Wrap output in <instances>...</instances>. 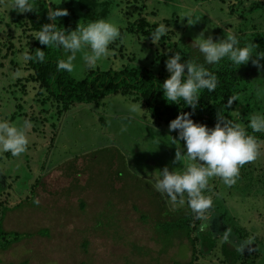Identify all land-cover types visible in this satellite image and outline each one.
Instances as JSON below:
<instances>
[{"label":"rangeland","instance_id":"obj_1","mask_svg":"<svg viewBox=\"0 0 264 264\" xmlns=\"http://www.w3.org/2000/svg\"><path fill=\"white\" fill-rule=\"evenodd\" d=\"M49 1L51 7L68 8L69 0L59 4L58 0ZM0 7L6 8L4 3ZM73 7L77 17L69 30L81 21L100 18H111L120 28L121 38L109 45L110 54L91 69L117 70L135 64L151 67L155 72L165 66L174 49L182 53V61L191 56L203 62L197 49L190 45L202 30L214 40L224 35V29L234 31L241 43L252 41L257 45L256 51H264V15L258 11L264 9V0H73ZM251 9L254 13L250 14ZM189 10L200 16L192 25L187 23V17H182ZM12 15L18 18L20 13L14 10ZM140 15L155 28L161 23L168 26L158 44L141 33L127 31L129 22ZM66 17H59L57 23ZM249 19L251 27L256 24L257 28L240 31L250 27ZM11 23V19L0 15V118L13 124L27 119L32 127L24 153L19 157L0 153V204L13 208L4 214L1 226L6 231H18L21 237L24 232H31L32 236L0 250V264H171V258L182 263L193 259V264H229L219 250L210 254L198 252L196 227L203 220L217 224L219 230L227 229L221 231L223 235L218 233V247L226 239L243 249L236 264H264V140L258 139L259 153L254 161L240 168L236 183L225 186L219 178L209 181L205 194L213 200L210 210L201 219H196L191 211L195 255L185 239L184 247L173 245L162 253V245L150 226L140 220V213L153 211L145 183L154 189L159 170L165 166L169 171L181 170L183 160L181 164L173 163L178 146L169 142V135L176 138L177 131L169 133L168 124L155 122L139 102L121 94L105 97L99 107L75 103L56 115L53 104L42 106L36 100L32 83L27 82V93H22L19 83L30 77L23 61L26 40ZM8 39L15 54L10 53ZM61 55L65 57L62 49ZM82 55L76 54L70 73L77 80L88 69ZM222 66L239 77L236 95L233 94L245 118L264 113V98L258 99L255 94V88L264 85V69L258 71L251 60L235 69L227 61L215 67L206 65L210 71ZM163 71L167 72L166 68ZM16 102L22 104L26 117L17 115L11 120ZM132 104L137 106L136 113L129 111ZM183 145L180 139L181 151ZM247 171L253 172L249 177L256 182L253 186L249 182L250 187L241 180H248ZM160 197L168 210L189 208L186 195L175 199L163 194ZM34 198L39 200L38 205L33 204ZM108 203L114 223L94 228L95 219L110 211L106 209ZM100 217L103 223L107 221L104 214ZM13 237L0 235V245ZM134 246H141L147 255L143 250L137 252Z\"/></svg>","mask_w":264,"mask_h":264},{"label":"clouds","instance_id":"obj_2","mask_svg":"<svg viewBox=\"0 0 264 264\" xmlns=\"http://www.w3.org/2000/svg\"><path fill=\"white\" fill-rule=\"evenodd\" d=\"M4 3L7 13L14 9L17 13L37 10L31 0H0ZM61 0H58L59 4ZM67 9L59 7L47 8L49 22L42 24L32 34L41 45L55 46L63 50L65 57L56 62L57 71L71 73L73 61L78 52H82V60L86 68H94L97 62L110 54L109 45L121 38L119 25L111 18L92 19L86 23H77L74 30H66L57 26L58 18L66 16ZM182 17H187V23L192 25L200 16L191 10ZM167 25L161 23L150 34L152 43L158 44L161 37L168 32ZM203 58V62L189 56L181 60L182 53L174 52L165 60V68L169 75L160 83L163 97L168 102L190 106L194 111L197 107L200 92L207 90L213 92L217 87V76L206 65L217 66L221 61H227L231 69L251 63L258 71L264 69V51H256L255 43H241L239 35L234 31L224 29V35L215 40L211 34L205 36L202 30L191 42ZM45 47V48H46ZM182 48V47H181ZM183 49V48H182ZM40 62L45 60V53L41 48H35L33 54L25 52L23 61ZM258 99L264 98V85L255 88ZM236 97L230 95L225 107L230 106ZM129 111L136 113L137 106L132 104ZM32 124L25 119L19 124H13L7 119L0 118V153H10L19 157L26 151L29 143L28 131ZM247 127L252 133H264V113L252 114ZM177 131V137H170V143L176 144L177 151L173 163L183 160L180 171L173 168L169 171L167 166L159 170L155 180L154 189L168 197L186 195L187 205L195 214L196 219L205 217L210 210L213 200L205 194L209 181L213 178L225 186H231L239 176L240 168L246 163L254 161L259 153L260 145L255 135L249 134L241 124L225 119L217 111V121L213 127L191 119L189 112L178 114L168 123V131ZM184 141L183 151L179 148V140ZM159 141L157 142L158 145ZM33 204L38 205L39 200L34 198ZM204 225L201 224V229ZM242 251L243 249H238Z\"/></svg>","mask_w":264,"mask_h":264},{"label":"trees","instance_id":"obj_3","mask_svg":"<svg viewBox=\"0 0 264 264\" xmlns=\"http://www.w3.org/2000/svg\"><path fill=\"white\" fill-rule=\"evenodd\" d=\"M31 2L34 4L37 10L20 13L19 17L16 18L12 15V12H14L13 9H10L7 13L6 8L0 7V15L3 18L7 17V19H11V24L20 30V33L23 35H21V37L26 40L25 46L27 48L25 52L33 54L35 48H41V50L44 51L45 60L43 63L33 62L31 60L24 62L25 69L29 71L30 77L24 78L25 82L22 80V82L19 83L21 84L19 87L22 93H27L26 83H32L36 93L34 95L31 94V97L32 95L36 97L38 102L41 104L43 103L42 106H45V103L53 104L56 115L68 110L69 107L75 103L92 104L95 107H99L103 104L102 100L105 97L112 94H121L123 96L130 97L135 102H139L146 109L151 118L158 123L162 122L168 124L170 120L174 119L178 114L189 112L191 114V119L194 122L202 123L207 127H213L217 121L218 111L224 115L225 119L241 124V126L246 128L249 134L255 135L257 140H264V133H252L251 129L247 127L248 119L245 118L241 106L239 107L237 104H235V100H233L230 106L225 107L229 96H234V92L236 95L235 87L237 81L239 80V77L237 78L235 72L226 66L211 70L214 71L217 76V87L213 92H208L207 90H202L200 92L197 107L194 111L190 106L183 105L182 100L179 101V104H177L168 102L163 97L162 90L159 89L160 83L162 84L164 79L169 75L168 72L163 71L165 68L163 65L161 68H157L159 70L155 72L151 67H144L141 65L136 66L135 64L124 65L122 68L117 70H99L88 68L84 77L78 80L74 79L68 72L63 70L57 71L56 62L58 59H63L61 55V49L55 46L46 47L41 45L38 40L32 37V34L35 33V31H37L42 24L49 22L47 19V8L51 6V3L49 0H31ZM67 7V17L64 18V20L59 21L57 26L59 28H65L66 30H69L76 20L75 18L77 15L74 12L73 0H69ZM258 11L264 15V9H258ZM249 13H254L253 9H251ZM243 15L245 16V14ZM243 15H241L242 20H244ZM258 18L260 19L261 17ZM249 20L250 27L239 29L240 31L242 30V32H248L247 30L253 31L255 27L257 28L256 24H254V28L251 27L252 19ZM81 23H83V21H81ZM129 24L130 29L127 30L128 32H135L136 34L141 33L143 36H147L149 39V33L155 29V26L150 22H147L146 18L141 15L132 22H129ZM6 25L9 26L8 23H6ZM6 42L9 44L8 48H10V53L15 54L16 51L13 50V44L10 45L12 42L9 39ZM121 50L122 49L120 48V52ZM174 51L175 49L170 51L169 56H171ZM45 93L46 97L44 96ZM24 114L25 113L22 114V104L16 102L15 110L12 112V114H10V118L13 120L17 115L25 116ZM100 120L103 122L102 118H100ZM122 158L123 156L121 155V159ZM117 168L119 167L117 166ZM110 170H112V167ZM247 175L248 180L246 178L241 180L245 181L247 183L246 185H249L250 182V185L253 186L254 183H256L255 179L251 178L250 180L253 172L247 171ZM145 184V188L148 192L149 203L152 204L153 211L150 212V214L140 213V220L150 226L152 233L156 236L157 242L162 245L160 252H166V250L173 245H180L184 247L185 244L182 245V241L185 239L186 243L188 244H186V246L190 248L191 254L195 255L194 252L196 250V238L199 246V253L210 254L211 252H218L219 250L223 260L227 261L229 264H236L238 260L240 261L241 254L238 250L239 246L235 245L234 243H229L226 239L221 241L219 247L217 245L219 238L218 233H222V230L227 232V229L221 228V230H219L216 227L217 224L214 226L215 223L213 224V222H209V220H203L201 224L204 225V228L201 229V225L197 226L195 238L192 237L190 220L192 221L193 216L191 210L189 208L184 210L177 209L174 211L168 210L165 202L160 197L161 194L155 189H151L149 184ZM139 187L141 188L143 186L140 185ZM139 191L143 190L139 189ZM0 205H2L0 209V235L12 236L13 234L14 236L0 245V250H3L12 243L19 242L22 238L31 237L32 233L24 232L23 236L21 237L18 231L11 232L4 230L1 226L2 219L4 214L9 209L11 210L12 207L10 208L3 204ZM106 207H108L106 209L110 211L102 213L104 214V218L107 219V221L105 223L101 221L100 216L103 215L101 214L95 219V225L93 226L94 228H97L100 226V224H102L103 227H107L109 223H114V214L111 213L112 210L110 209L111 206L109 203L106 204ZM209 224H212L213 226H210ZM113 229L114 233H116L115 224ZM45 233L47 234V230H45ZM175 241H178V244H175ZM82 245H86V240L83 241ZM134 248H136L137 252H141L143 250V254L147 255L141 246H134ZM172 259L173 258L170 259L171 264H193V259H190L186 263L178 262L176 260L172 261ZM124 263L128 264L126 262ZM211 264L221 263L214 262Z\"/></svg>","mask_w":264,"mask_h":264}]
</instances>
